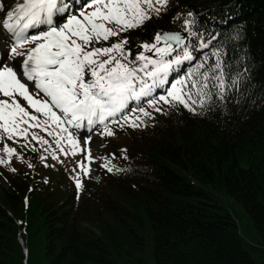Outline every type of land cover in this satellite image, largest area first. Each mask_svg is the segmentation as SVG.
<instances>
[{
    "label": "trees",
    "instance_id": "16d2710c",
    "mask_svg": "<svg viewBox=\"0 0 264 264\" xmlns=\"http://www.w3.org/2000/svg\"><path fill=\"white\" fill-rule=\"evenodd\" d=\"M187 11L208 45L197 47L194 66L205 54L212 64L223 44L224 63L248 74L202 112L181 105L143 127L115 126L125 138L103 153L124 170L108 172L101 160L80 190L68 170L38 158L42 148L16 144L23 161L0 164V264H264L215 195L247 212L264 251V0H169L159 17L121 33L126 47L134 56L157 31L180 30L174 17ZM227 15L239 17L223 23ZM238 30L242 40L229 39Z\"/></svg>",
    "mask_w": 264,
    "mask_h": 264
},
{
    "label": "snow or ice",
    "instance_id": "6c2138e0",
    "mask_svg": "<svg viewBox=\"0 0 264 264\" xmlns=\"http://www.w3.org/2000/svg\"><path fill=\"white\" fill-rule=\"evenodd\" d=\"M168 2L12 0L8 4L0 0V151L5 153L0 164L8 165L13 154L23 161V154L8 140L32 151H36L32 141L38 142L42 162L47 159L45 153L53 160L61 152L68 155L64 147L68 145L73 155L82 154L76 162L79 171L71 170L80 190L82 177L91 172L96 159L104 161L108 172L124 170L111 163L114 154L93 155L95 131L102 129L99 135L113 136L112 125L143 127L145 118L152 119L155 113L167 115L181 105L197 113L198 108L202 112L212 106L213 96L223 101L228 89L249 71H231L223 60V44L214 46L212 64H207L205 54L184 76L169 78L172 72L178 74L185 61H193L197 47L208 46L195 30L198 22L192 11L174 17L182 20L180 30L157 31L151 43L137 44L142 50L134 56L126 47L129 38L121 33L140 27L153 15L159 17L167 11ZM192 37L198 44L192 43ZM242 38V30L229 37ZM81 129L86 130L83 145L73 135ZM121 155L127 159L126 149ZM28 167L34 165L29 162Z\"/></svg>",
    "mask_w": 264,
    "mask_h": 264
},
{
    "label": "rangeland",
    "instance_id": "374dc122",
    "mask_svg": "<svg viewBox=\"0 0 264 264\" xmlns=\"http://www.w3.org/2000/svg\"><path fill=\"white\" fill-rule=\"evenodd\" d=\"M98 135H99V132L96 135H93V147H94L93 155L94 156L99 155L100 157L103 156L102 155L103 149L107 147L108 142L118 141V143H120L125 138L124 135L116 136V134L113 136H106V135L98 136ZM101 142L105 144V147L99 148L95 146ZM64 147H65V150L68 151V155H64L63 152L59 153V159L53 160L52 165L50 166L55 172L62 173L61 171H63L67 166H69L70 163H73V161L75 160L79 161L82 159L81 153H76L75 155H73L70 151L69 146H64ZM98 160L99 159L92 161L91 163L92 170L90 172L91 174H88V176L92 175L95 178V175H96V169H95L96 165L95 164L98 162ZM72 165L69 166V169H72ZM215 195H216V198L221 202V204L225 205L229 210L232 211V213L236 216V218L239 219L240 226H241L240 232L245 242L248 245L249 251L259 262H261L264 259V251L261 248H258L256 246V244L259 243V238L257 236V233L253 227V223L250 217L248 216L247 212L239 204L232 201L224 192L217 191L215 192Z\"/></svg>",
    "mask_w": 264,
    "mask_h": 264
}]
</instances>
